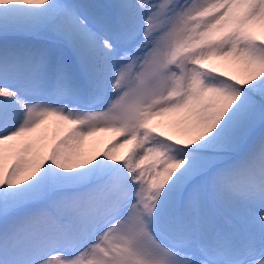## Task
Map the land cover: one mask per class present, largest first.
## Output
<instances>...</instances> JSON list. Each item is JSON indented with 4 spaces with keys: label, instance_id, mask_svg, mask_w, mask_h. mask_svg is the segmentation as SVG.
<instances>
[{
    "label": "snow or ice",
    "instance_id": "obj_1",
    "mask_svg": "<svg viewBox=\"0 0 264 264\" xmlns=\"http://www.w3.org/2000/svg\"><path fill=\"white\" fill-rule=\"evenodd\" d=\"M0 264H264V0H0Z\"/></svg>",
    "mask_w": 264,
    "mask_h": 264
},
{
    "label": "bare ground",
    "instance_id": "obj_2",
    "mask_svg": "<svg viewBox=\"0 0 264 264\" xmlns=\"http://www.w3.org/2000/svg\"><path fill=\"white\" fill-rule=\"evenodd\" d=\"M215 66L219 70L225 71L229 74H239L240 69L237 65L226 61H214ZM123 137L114 132H101L93 137H89L81 146V150L85 154H93L107 149L109 146L117 145L113 148V154L118 157H123L128 153L129 145H122Z\"/></svg>",
    "mask_w": 264,
    "mask_h": 264
},
{
    "label": "rangeland",
    "instance_id": "obj_3",
    "mask_svg": "<svg viewBox=\"0 0 264 264\" xmlns=\"http://www.w3.org/2000/svg\"><path fill=\"white\" fill-rule=\"evenodd\" d=\"M231 74H234V73H231Z\"/></svg>",
    "mask_w": 264,
    "mask_h": 264
}]
</instances>
